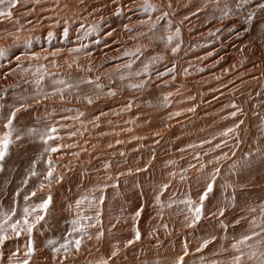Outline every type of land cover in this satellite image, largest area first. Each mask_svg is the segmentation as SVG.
I'll return each instance as SVG.
<instances>
[{"label": "bare ground", "instance_id": "1", "mask_svg": "<svg viewBox=\"0 0 264 264\" xmlns=\"http://www.w3.org/2000/svg\"><path fill=\"white\" fill-rule=\"evenodd\" d=\"M59 1L61 0H53L52 3H50L51 5L49 4L47 7H53L52 11L57 13V11L60 9L58 7L54 8V3ZM144 1L148 2V4H151L154 7H157V9L159 7L160 15L162 17H158L160 24L159 28H161V31H167L169 29L172 30L167 33V35H169L168 38L176 34L177 29H179L178 37H180V40L178 44L173 43L172 45L166 46L164 40L160 42L159 40L152 37V33L147 32V34L145 31L147 27L143 28L144 30H136V27L140 25L141 20L139 21V24L136 23L137 26H135V22L137 19H141L139 18V12L142 9L140 11L137 9L133 10L132 7L135 6L136 8L138 4L144 5V3H146ZM66 4L67 6L64 9L65 11L63 17L68 19L70 23H73L74 30H78L76 27L79 26V29H81L82 26L86 32V42L82 43L81 40L76 41L79 35L80 37L82 36L81 33L75 36V33L74 36L70 35L72 38L69 40L68 45L65 44V48L72 47L75 49L80 47L78 56L79 54L92 53V51H96V54H104V56L106 54L108 55L122 51L126 49L128 44H130L128 42L129 39L132 40L134 36L141 35L142 33L141 39L139 38L141 45L148 44L150 47L152 44V41L150 40H153L158 44V47H154L157 49H146L148 45L146 47L144 46L146 53L140 57H136L137 59L135 58L133 61V64L136 68L147 59L154 58L155 60L158 55L160 57L162 55V57L168 58V61L173 60V67L176 68L174 71L176 72L175 81L177 83H181V85L184 84V88L188 89V93H184V97L180 95L178 98V102H180L179 99L184 102L175 104V106L171 107L170 109H163L164 111L162 112L151 108L152 106L150 107V105L152 104H150L148 111L147 109L144 110L145 114L147 115L145 116L144 114V117H148V115H154L152 118L157 120V123L159 124L158 128L155 127L156 125L152 124V121L151 124L148 123V120H151L148 117V122L142 119L144 121L142 122L145 123V125L148 123L145 126V130H139L135 133L134 131L133 133L130 131L131 133L129 132V136L126 137L127 139L133 140L136 139L135 137L141 139V136L148 138V136H152V132H154V130L163 131L165 135H163V138H161L160 142H158L156 145H149V147L142 145L138 146L137 144L133 145L131 149L132 154H128L126 157L128 160L127 165L129 164L130 167L137 166L140 160L141 162L148 161L147 159H150L148 162L149 164H146L147 167L148 165L156 163V160L157 167L159 165L163 166V164L166 163L169 165L170 161L178 160L179 158H181V160L177 162V164L175 163L174 166H166V169L164 168L165 166H161L165 169V171L162 170V174L160 173L161 176L158 173H156L157 175L153 176L155 172H148V175L146 174L148 178H146V176L141 174L145 171L141 172L140 177H138L141 193L138 188V191L135 189L138 183L135 185L134 180H131L132 182L130 181L127 184H122L127 186L125 188L126 190L123 192V198L126 200L121 199L122 196H115L114 192L116 193L117 191H109L105 187H100V189H98L99 187H97L95 184V186H89L90 184L86 183L82 186L83 177L85 178V174L88 173V170H90L91 167L88 168L89 166H75L73 171L63 175V172L61 173V170L63 171L62 165L61 163H57V161L56 166L53 167V177L50 180L51 184L48 179H45V177L43 178V183L41 184H43V187L46 188V192L52 189L50 191L51 194L54 193V190L59 191H57L53 196L51 195V203L46 214L38 210L37 213H34L35 216L36 214L43 215L44 219L40 221H43L44 223L42 224V227L40 226L41 224L38 226L39 229L36 230V233L33 237L35 241L36 251L34 252L36 256L35 260H32L29 264H58V262L56 263L55 259L49 257L50 255L46 254L45 251H42L41 245L43 241L51 238V236L54 234V229L59 224L64 223L67 220H73L79 221L82 223L81 225H84L86 221L84 218L91 214L95 216V223L98 226L96 234H105L106 232V234H108V236L106 235V240L108 241V244H106L108 246H105L107 247L106 252L109 253L108 256L111 259L114 257L112 255L114 252V249L112 250L114 245L116 246L118 243L122 245L124 242L128 243V241L134 240V236L136 235L137 231L142 236L141 238L144 239L142 242L137 243V245L142 246L140 247V250H142L141 248L144 246L145 248L147 247V250L149 251L148 254L146 250H143L142 253L146 251L145 253L147 254L146 256L140 258V260L137 258L138 256L136 257V255H133L135 256V259L137 258V261L139 260L137 264H172V260H175L176 257H178V259L183 257L182 264L184 261L186 264H191L193 261L195 263V261L197 262L201 260V257L205 256L202 253L207 255V253H210V251L212 253V249L214 250L216 248H219V250L224 248L225 255L223 257L221 256L222 254L220 255L218 252L220 256L218 255L216 258L214 257L215 261L219 259L220 261H218L220 264H233V259L231 258L232 253H236L238 255L239 252L232 248L233 244L231 241L234 240L233 243H236L243 236L252 235L253 232L259 233V235L254 236L252 240H256L258 244L255 245L260 246L261 248L262 244H264V56L262 61H259L257 65H255L253 57H255V53H258L259 56L262 55V51L256 48L254 49V53L253 51H248L246 47L243 51L240 50V47L243 45V43L248 41L245 37H241L240 39L237 38L241 35L239 22L243 21L242 12L248 9L246 8L248 6L246 5V0H66ZM236 5H238L237 8H235ZM34 11V13H40L41 11L44 12L45 9H43V7H38L36 10L34 9ZM131 11L133 12L130 14ZM31 12H33V10H31ZM225 13H227V15ZM152 15L155 16L154 14ZM14 17L15 15L12 18ZM15 18L18 19V17ZM15 18L12 20H15ZM25 20L27 19L23 17V24L26 23ZM263 23L264 15L263 18L261 17L257 27H255L257 32H260V28H262ZM8 24L9 23L6 25L8 26ZM202 24H204V26H202ZM90 28L93 31L89 33L88 31H90ZM35 29L37 30V28ZM35 29L25 31L27 32V38L29 35L36 36V39L32 42V46L28 47L29 49H26L20 43L19 45L15 43V47H18L17 52L19 50H23L24 48L25 53L19 52L20 54H24V56L26 54V56H29V58H32L38 62V64H41L42 62L40 59H46V56H49L48 51L50 50V47L48 45H46L44 48L41 47V41L44 38L42 39L41 37H43V35L40 33V31L37 33ZM62 29L64 28H61V30ZM216 30L220 31V34L215 33ZM157 31L159 30L157 29ZM19 35L17 34L16 37L20 38ZM159 35L161 36V34ZM210 37L211 39H209ZM205 39H207V41ZM137 42L133 44L131 43L129 47H134V44H137ZM217 42H221V44H218ZM53 44L57 46L54 47L55 49L59 47V45L56 43L53 42ZM175 44L177 45L175 46L177 51L175 53V57L172 58V56L170 57L168 54L173 52L172 49L175 48ZM9 45H14V43ZM59 48L62 49L64 47L62 45ZM163 50H166L168 54H163L165 53ZM184 65L193 69V77L190 78L191 80L188 78V80L186 79L185 81H182V78L179 79L183 72L182 69L184 68ZM116 66V63L114 64L113 62L112 65H109L106 68L113 69ZM229 69H233V71L231 70L230 75L227 77L224 75L226 79L214 81L213 84H211L205 90H199V87L201 86L199 85L200 81L213 79V77L222 75V73L227 74ZM75 71L77 70L75 69ZM1 73L3 72L1 71ZM196 74L197 76H194ZM177 88L171 86L164 88L162 87V90H159V93L166 94L170 91H179ZM13 91H8L6 97L12 99L13 95L23 93L22 89L15 90L14 92ZM214 91H218V93L216 92L213 94L214 96L209 97L212 98L210 102H202L201 95H210ZM172 92L170 93L172 94ZM185 97H187L191 102L189 100H187L188 102L183 100L186 99ZM173 99H171L172 102ZM186 112H189V118L187 119L186 115L184 114L182 116L185 118L183 120L181 118V122H178L179 124L174 125L173 121H171V115L173 113L182 114ZM233 112L236 113L235 116L232 115ZM18 123L20 122L15 121L13 127L16 131L17 129H22V123ZM228 129H233V131L225 135L224 133ZM232 132L235 133L236 137L232 138V136H228ZM138 134L141 136L138 137ZM77 136L79 137V135ZM15 140L13 142L17 143V140ZM222 141H227L226 143H228L230 146L225 148L226 143H222ZM231 141L233 142L232 146ZM69 142H71L70 146H73V144L76 143L74 140H69ZM15 143L12 144L16 145ZM77 144L79 150L76 153H78V155H85L83 152V145L86 144V141H79ZM217 145H219V147H217ZM95 147L96 146L93 148ZM197 147H199V150ZM200 147H204L203 150ZM93 148L89 145V147H86L85 149L87 151L89 150L88 152H90L93 151ZM183 148H186L185 151L190 148V153H188L190 154L189 156L192 155L195 157V159L197 158V160L192 164L191 160V162H188L189 157H187V154L183 152ZM146 149H150V152H148L150 155L147 152L145 153ZM184 154L186 155L185 157H187L186 159L188 161H184V157L182 158V155L184 156ZM109 157V155L103 154L100 156V159L107 161ZM116 158L117 157L112 159L114 160ZM124 163L123 160H121L120 162L109 164L114 168L116 166H123ZM57 164H60L61 166ZM217 169L219 172H217ZM56 173L58 177H54ZM136 176H138V174H136ZM213 176H215L214 180L212 179ZM60 177H62V179H60ZM171 179L174 180V183H171ZM135 180L138 182L137 178H135ZM164 182L169 184L167 185V190L165 189L166 186L163 187L165 185ZM208 183L213 184V190L208 194L206 200L204 201L201 219L199 221L193 222V215L188 211V207L184 202L191 200L193 205H199L200 196L205 192ZM84 189H88V191L84 192ZM85 194L87 197L83 199L82 197ZM128 194L134 195H129V197ZM103 196H107L108 199L105 203L101 202V197ZM39 198L29 200L26 203L27 207L32 209V207L34 208V206H36L40 200H44L48 197L40 198V200ZM77 201H80L79 206L77 205ZM4 203L5 202H3V204ZM82 203H85L86 205V209L84 211L78 210ZM151 204V209L153 210L152 212L148 211V209L150 210L149 207ZM1 207L2 206H0V211ZM123 208H132L131 211L133 212L139 208H142L143 212H141L142 216L140 217V223L138 220V230H131V228L126 230V228L123 226L119 227L121 223V225L126 223V226L129 224L127 223L128 221H124L125 218L122 216L124 213ZM221 209H223V215H220ZM1 215L2 213L0 212V220L3 218ZM117 216L120 217V220L118 221L119 223L117 224V229L115 228L116 230L114 232L109 231L108 233V228H106L107 224L105 226L103 222L105 221L109 224L113 222L114 224V219H116ZM134 216H136V214H134ZM121 217L124 218L122 219L124 222H122ZM22 218L23 215L17 216L12 219V222L17 219L22 220ZM28 219L30 221V216ZM133 221L135 220L133 219ZM131 226L132 225L130 224L129 227ZM184 231H186L188 234H185ZM8 236L9 238L0 248V264H21L20 261H23L21 257L20 259L13 260L10 258L12 255H8V252L23 246L24 242L21 241V239H15L14 237L16 236L11 232L10 229L8 231ZM152 236H157L158 238H161L162 241L160 243H155V245L153 243L156 241H154L152 244L150 243L151 245L147 244V240H149ZM96 240L97 239L94 241L96 242ZM24 241H26L25 238ZM207 241V248L205 247L206 249L205 251H202V253H195L193 256L190 253L183 256V251L186 252L187 249L185 246L193 250V247H199L201 242L205 243ZM184 242L187 244L184 245ZM204 243H202V245ZM43 244L44 246L46 245L45 243ZM109 245L112 247H109ZM242 247L243 246L241 245V248ZM22 249L25 248L22 247ZM243 250L246 251L245 253L249 252V248H243ZM41 251L46 255H41L43 258L40 260L38 258L39 256L37 255L40 254ZM125 254L129 256L130 253ZM70 255L72 254L70 253L69 256ZM128 256L127 258L129 259L130 257ZM242 257L244 258V256ZM92 259L93 258H91V260ZM128 259L126 261L123 260L125 264H128ZM130 259L129 261L132 260ZM64 260L66 259H63V261L60 260V262H62L61 264H72L71 262H73L72 260H69V258L67 263ZM78 260L80 261V258H78ZM84 260L86 261V257ZM132 262L136 261L132 260ZM85 263L88 264V262H84V264ZM97 263L100 264V262ZM173 263L177 264L175 262Z\"/></svg>", "mask_w": 264, "mask_h": 264}, {"label": "rangeland", "instance_id": "2", "mask_svg": "<svg viewBox=\"0 0 264 264\" xmlns=\"http://www.w3.org/2000/svg\"><path fill=\"white\" fill-rule=\"evenodd\" d=\"M52 1L53 0H41V1L39 0H31V1L30 0L29 1L28 0H16L14 7H11L9 5V0H5L4 4H0V11L11 13L10 16H0V48L5 50V55L3 57H0V136H2L3 133L6 131V129L4 128V125L7 122L8 117L13 111L16 112V116L13 121V127H14L15 121L20 122L18 124L22 123V129H17V131L15 130L12 136L13 141L15 140L17 135H20L21 139L17 140V143L13 142L16 145H13V144L10 145L8 154L6 155L5 159L3 161H0V206H2L1 211H0L2 213L1 217L3 216V213H8L9 215H11L13 209L15 210V215L12 216V219H14L17 216L23 215V209L27 207L26 203L29 200L38 199L39 197L44 198V197H48L49 195L53 196L57 191H59V190L57 191L54 190V193L51 194L50 191L52 189L46 192V188L44 187L41 188V183H43L42 182L43 178L46 177L45 175H47V172L49 170L48 168L49 160L52 162L54 167L56 166L57 161H58L57 163H61L62 169H63V171L61 170V173L63 172L62 173L63 175L67 174L70 171H73V168L75 166H80V167L89 166L88 168L91 167L90 170H88V173L85 172L87 174H85V178L83 177L82 186L85 185L86 183V184H90L89 186L96 185L97 187H99L98 189H100V187H105L109 191H117L116 193L114 192V195L120 196V197L122 196L121 199L123 200L125 199L123 198V194H124L123 192L124 190H126L125 188L127 186H124L122 184H127L131 180H134L135 185L138 183L135 188L138 191V189L139 190L141 189L139 187L140 183H139V178H138L140 177L141 174L143 176H146V178H148L147 177L148 172L150 173L155 172L153 176L157 175L156 173H158L161 176L162 174L161 172H163L162 170L165 171L166 166L168 167L174 166L175 163L177 164V162L181 160V158H179L178 160L170 161L169 165L168 163H166V164H163V166L159 165L158 167L156 165L157 160L155 161L156 163H153L152 165H148V167L146 164L149 162L150 159H147L148 161H144V162H141L140 160L141 162V163L139 162L140 164L138 163L137 166H131L132 167L131 168L129 164L127 165L128 160L126 157V155L128 154L130 155L132 154L131 149L133 145L137 144L138 146L142 145L145 147L147 146L149 147V145L150 146L156 145L158 144V142H160L161 138H163V135H165L163 131L154 130V132H152L153 134L151 137L148 136V138L147 137L144 138L143 136L138 134V137L141 136V139H138L137 137H135L136 139L134 140L127 139V137L129 136L131 132L133 133L134 131L135 133V132H138L139 130L141 131L145 130V126L148 123L151 124V121H152V124L156 125L155 127L158 128L159 124L157 123V120L152 118L154 115H151V116L148 115V117L151 119V120H148L149 121L148 122L147 121L148 117H144V114H145L144 110L147 109L148 111V109L151 106H152L151 108H154L161 112L164 110L170 109L171 107L175 106V104L182 102V100L180 99H179L180 102H178V98L180 97V95L183 96L184 93L186 94L188 93V89L184 88L185 87L184 84L181 85V83H177L175 81L176 72L174 71L176 68L173 67L174 66L173 60L168 61V58L162 57V55L160 57L158 55V57H156L155 60L154 58L147 59L148 61L147 60L144 61L141 65H139L136 68L133 64L134 59L136 57H140L143 54H145L146 53L145 47L148 45V44L141 45V42H139V38L141 39L142 33L141 35L134 36L132 40L129 39L128 42L130 44L136 43L138 41L137 44H134V47L132 48H130L129 47L130 44H128L126 49L124 50L121 49L122 51L117 50L118 52L113 51L116 53H111L108 55L106 54L105 56L104 54H96L95 53L96 51H92V53L90 52L89 54H81V55L79 54L78 56V53L80 52V47L74 49L72 47L67 46L68 48H65V44L68 45L69 40L72 38L71 36H74L75 33H76L75 36L79 35V33H81V36H82L80 37L79 35L76 41L81 40L82 43L86 42L85 40L86 32L82 28V26H81V29H79L80 26L76 27L78 28L79 31L76 29L74 30L73 23H70L68 19L63 17L64 11H65L64 9L67 6L66 0H61L59 2L54 3L55 4L54 8L58 7L61 10V11L58 10L59 12L57 11V13L52 11L53 7H50V8L47 7L49 6L50 3H52ZM246 2H247L246 5H248L246 8L248 9L245 8L246 10L242 12L243 21L239 22L241 35L237 38L240 39L241 37H245L246 40H248L246 41L247 43L246 42L243 43V45L240 47L241 51H243L245 47L247 48L248 51H253L254 53H255L254 49L256 48L262 51V55L259 56L258 53L257 54L255 53L254 55L255 57H253L254 64L257 65L259 61H262L263 56H264V52H263L264 51V23H263L262 28H260V32H257L255 30L256 29L255 27H257V25L259 24L261 17L263 18L264 0H248V1L246 0ZM237 6L238 5H236L235 8H237ZM38 7L40 8L43 7L45 11L44 12L41 11L40 13H34L35 12L34 9L36 10ZM132 8L133 10L137 9L138 11L142 9L139 12V18L141 19L139 20L137 19V21L135 22V26H137V24L141 22L140 25L137 26L138 28L136 27V30H142L143 28L147 27L145 30L146 33L147 32L152 33V37L159 40L160 42L164 40V43L166 44V46L172 45L173 43L178 44L180 37H178L177 34L172 35L171 36L172 40L169 42V39H168L169 35H167V33L172 30L169 29L167 31H163V30L161 31V28H159L160 24H159L158 17L162 18L160 15L159 7L157 9V7L152 6L146 11L145 3H144V5L138 4L136 8L135 6ZM31 10H33V12H31ZM132 12L133 11H131L130 14ZM152 14H154L156 17L153 16ZM14 15L15 17H18L19 20L16 19L15 17H14L15 20H12L14 19L12 18ZM22 16L27 19L25 20L26 23L24 24L22 23L23 22ZM7 23H9L8 26L6 25ZM202 26H204V24H202ZM35 28H37V30ZM61 28H64V29L61 30ZM32 29H35L37 33L40 31V33L43 35V37L41 38L42 39L44 38L42 41L46 40L44 42L41 41V44H42V45L40 44L41 47L44 48L46 47V45L50 47V50L48 51L49 56H46V59L44 58L40 59V61L42 62L41 64H38V62H36L32 58H29V56H26V54L25 56L24 54L23 55L20 54L21 52L25 53L24 48L23 50H19L17 52L18 47L17 46L15 47V43L17 45H19L20 43L26 49H29L28 47L32 46L33 44L32 42L36 39L35 38L36 36L29 35L27 38V35H26L27 32H25V31H29ZM157 29L159 31H157ZM89 30H90L88 31L89 33L93 31L91 28ZM157 32L161 34V36ZM16 33L18 35L20 34L19 35L20 38L16 37L17 36ZM49 33L52 34L51 37H49ZM215 33L220 34V31L216 30ZM209 39H211V37ZM205 40L207 41V39ZM150 41H152V44L150 46L151 48L148 45L146 49H153L155 46L158 47L157 43H155L153 40H150ZM53 42L59 45V47L63 45L64 48L61 49L58 47L59 49L58 48L55 49L54 47L56 45L53 44ZM12 43H14V45H9ZM217 43L221 44V42H217ZM176 44L174 45V47L177 46ZM154 49H157V48H154ZM163 51H165V53L163 54H168L166 50H163ZM176 51L171 52L168 55H170V57L172 56L173 58L176 55L175 54ZM113 62L114 64L116 63L117 66L113 69H107L106 67L109 65H112ZM168 64L171 66H169ZM145 65H148L147 71H145ZM183 67H184L182 69L183 72L181 74V77L179 75L180 77L179 79L182 78V81L183 80L185 81L187 78L188 79L192 78L193 69H191L190 67L188 68V66L186 65H184ZM75 69L77 71H75ZM231 70L233 71V69H229V71L227 72L228 75L225 73L224 74L222 73V75L215 76L213 77V79H208L206 81H200V82L198 81L199 85H201L199 87V90L201 89L205 90L211 84H213L214 81L226 79V77L230 75ZM1 71L3 73H1ZM224 75H226V77H224ZM41 76H43V79H40ZM172 76H175V77H172ZM194 76H197V74ZM59 81H64V83L60 84L58 83ZM88 81H91V83H89ZM169 86L176 87V88L178 87L177 89H179V91H175V90H174L175 92L170 91L172 92L173 96L170 92H169L170 94L169 93H166V94L159 93L162 90V87L164 88V87H169ZM14 89L15 90L22 89L23 93L13 95L12 99L9 97L7 98L6 97L7 92L10 90L13 91ZM216 92L218 93V91H214L210 95L209 94L201 95L202 102L203 101L206 103L210 102L212 98H209V97L214 96L213 94ZM185 98L186 99H183V100L188 102L187 100L189 99L187 97ZM89 99L92 101L91 103L88 102ZM171 99H173V102L171 101ZM141 110L144 113H142ZM188 113L189 112L182 113V114L180 113L179 114L180 116L177 115V113H175L176 115L173 113L171 115L172 117L171 121H173L174 125L179 124L181 122L180 121L181 118L182 120L185 118L182 115L185 114L187 119L189 118ZM21 114L23 115V117ZM145 116L147 115L145 114ZM142 119L144 121L146 120L148 123L145 125ZM49 128L56 129V132L52 134L55 140L54 139L49 140L48 144L45 145L43 141L41 140L40 136H41V133H44ZM77 135H79L80 138ZM228 136L229 137L232 136V138L236 137L234 132H232ZM68 139L70 141L74 140L76 143L73 144V146H70L71 142H69ZM116 140L119 142H117ZM79 141L80 142L86 141V144L83 145V152L85 153V155H80V154L78 155V153H76L79 150L78 144H77ZM226 142L227 141L225 142L222 141V143H226ZM232 144L233 142L231 141V146ZM89 145L92 146V148L94 146L96 147L93 148V151L88 152L89 150L87 151L85 148L86 147L88 148ZM229 146L230 145L226 143L225 148ZM50 147H57L59 150L55 153L46 152L45 148H50ZM186 148H183L184 150L183 152L187 154V157H189L188 158L189 161L186 159L187 157H185L186 156L185 154L184 156L182 155V158L184 157L183 158L184 161H188V162L192 161L191 162L192 164L193 162L197 160V158L195 159V157L192 155L189 156L190 154L188 153H190V148H188V150L185 151ZM197 148L199 150V147ZM200 148L203 150L204 147H200ZM146 152L147 153L150 152V149H146L145 153ZM102 153L105 155H109L111 158L109 157L107 161H105L104 159H100V156L103 155ZM148 154L150 155V153ZM115 157L117 158L113 160L112 158H115ZM121 160H123V163L125 162L123 166H118V167L116 166L113 168V166L109 164V163H117V162H120ZM57 165H60V164H57ZM161 166L162 167L165 166L164 167L165 169L162 168ZM33 173H35V175H33ZM57 173L54 175V177H58ZM136 174H138V176H136ZM89 176L90 177L94 176V177L90 178ZM135 178L138 179V182H136ZM25 181H27V183H25ZM171 183H174V180L171 179ZM50 184H51V181H50ZM50 184L48 183L49 186ZM167 185L169 184L165 183V185L163 186V187L166 186L165 187L166 190L168 188ZM85 191H88V189L87 190L84 189V192ZM33 193H35V195H32ZM140 193H141V190H140ZM129 195L130 194H128V196ZM133 195L134 194H131L130 196H133ZM26 196L29 197L28 200H25ZM86 197L87 195L85 194L82 198L84 199ZM103 199L104 200H102L101 202H104V203L107 202L108 200L107 196H103ZM42 201L43 200H40L37 204H40ZM3 202L5 203L3 204ZM149 208L150 210L148 209V211L152 212L153 211L151 209L152 204L150 205ZM85 209H86L85 203L84 204L82 203L80 207L78 208V210H82V211H84ZM131 209L123 208L124 213L122 216L125 219L121 217V220L124 219L125 222L128 221L127 222L129 223L128 225L130 226L131 224L132 226L129 227L127 225L128 226L127 227L126 223H123V225H121L122 224L121 223L119 227L123 226L126 228V230L130 228L131 230L132 229L138 230V227H139L138 220L140 223V219H141L140 217L142 216L141 212L143 211H142V208H139L136 211L134 210L135 212L131 211ZM137 211H140V216L138 217L134 216V214H136ZM35 217H36L35 214L31 215L30 221L34 222ZM129 217H131L132 219ZM133 219L135 221H133ZM84 220L86 221L84 225H82L83 232H73V227H74L73 220H69L70 222L67 220L64 223L59 224L54 229V234L52 235L53 237L51 236V238L43 241V243H45L46 245L44 246V244L42 243L41 245L42 251H45L46 254L50 255L49 257L55 259L56 263L58 262V264H61L62 262H60V260L63 261V259H66L64 260L66 261V263L69 260H72L73 261L71 262L72 264H77V263L84 264V262H88V264H92L93 262H94L93 264H99L97 262H100V264H103V263L104 264H108V263L109 264L111 263L112 264H125L124 261L128 259L127 258L128 255L125 253H130L128 257L136 261V262H132V260L129 258L131 261H129L128 259V264H131V263L137 264L140 258L146 256L147 253L149 254L147 247L145 248L143 246V248H141L142 250H140V247L142 246L137 245V243L142 242L144 240L141 238L142 236L140 235V238L138 240L136 239V235H135L134 240H132L131 244L124 242L122 243V245L119 243L116 244V246L114 245V248H112V250L114 249L113 251L116 252V255H115L116 257L114 256L111 259L108 256L109 253L106 252V248H107L106 246H108L107 245L108 241L106 240L108 236V234H106L107 232L102 235L99 233L96 234V231L98 230L97 229L98 226L95 223V216H93L92 214L87 215L84 218ZM119 220H120V217L117 216V218L114 219V224L113 222H111L112 224L111 223L109 224L105 221L103 222L105 226L107 224L106 228H108V233L109 231L114 232L117 229L118 227L117 224L119 223L118 222ZM2 221H3V218L0 220V222ZM124 221L122 220V222ZM43 223H44L43 221H39L38 224L37 223L35 224L36 228L34 227L35 229H33L32 237H31L32 239L36 233V230L39 229L38 226L41 224L40 226L42 227ZM81 224L82 223L80 222L78 226H81ZM23 233H22V236L20 235L19 237L17 236L14 237L17 240L21 239V241L24 242L23 246H20L19 248H16L13 251H9L8 255L10 256L12 255L11 257L10 256L9 257L13 260L20 259V257L22 260L27 258L29 259V263H31L32 260L33 261L35 260L36 254L34 252V254L32 255L33 257L25 256V252L27 250L26 244L28 240V233L27 232L26 233L23 232ZM184 233L188 234L186 233V231H184ZM98 236L99 238H97ZM24 238L26 241H24ZM76 239L81 240V245L78 251L74 247L75 246L74 241ZM95 239H97L96 242L94 241ZM66 240L71 241V243L69 244L68 252H65L64 249L60 248V245L65 243ZM149 240H147V244H150V243L152 244L154 241H156L153 243L154 245L155 243H160L162 241L161 238H158L157 236L155 237L152 236L150 237ZM52 241L55 242L54 245L50 243ZM233 241L234 240L231 241L232 244H233ZM91 243L93 244V246ZM202 243L204 242H201L200 246L198 245L199 247H193L192 248L193 250L185 246L187 248L186 249L187 254H185L184 253L185 251H183V256L188 255L190 253L193 256V254L195 253L197 254L200 252L202 253V251H205L207 246L202 247ZM246 243L248 245H252L253 249L256 248L254 250L257 252L258 255L257 257L250 259L248 256V253H245L246 251L243 250V248L247 249V247L242 245L243 246L242 250L244 252V255H243L244 258L242 257L241 263L260 264V259H262V257L259 256V253L260 251L264 252V244H262L260 248V246L255 245V244H258V242L252 239L247 241ZM186 244L187 243L184 242V245ZM2 245L3 244H0V248L2 247ZM206 245H208V241ZM33 246H34V251H36L34 239H33ZM22 247L25 249H22ZM53 247L59 248L60 250L58 252H53L52 250ZM100 247L103 249H101ZM109 247H112V246L109 245ZM143 250H146L147 253H145L146 251H144L143 253L145 254H143L142 253ZM42 251L40 254L37 255L39 256L38 258L40 260L41 258H43L41 255L44 254ZM218 252L220 255L222 254L221 256L224 257L225 249L223 248L222 250H219V248L218 249L216 248L214 250L212 249V253L210 251V253H207V255L205 253H202L205 256H202L201 260L197 262L195 261V263L193 261L191 264H217V263L220 264L219 259H218L219 261L218 260L215 261V258L219 255ZM68 253L69 254L71 253L72 255L69 256ZM74 254L76 255V257L77 256L79 257L76 258ZM21 255L25 257H22ZM133 255H136V257L138 256L137 258L139 260L137 261V258L135 259V256ZM236 255H237L236 253H232L231 258L233 259V257ZM56 256L59 258H57ZM85 257H86V261L84 260ZM78 258H80V261L78 260ZM91 258L93 259L91 260ZM123 258H126V259H123ZM177 259L178 257H176L175 259L176 261L173 259L174 261L172 260L171 263L172 264H174L173 262L177 263V261L179 260ZM21 262L22 261H20V263ZM183 264H186L185 261L183 262Z\"/></svg>", "mask_w": 264, "mask_h": 264}, {"label": "snow or ice", "instance_id": "3", "mask_svg": "<svg viewBox=\"0 0 264 264\" xmlns=\"http://www.w3.org/2000/svg\"><path fill=\"white\" fill-rule=\"evenodd\" d=\"M5 0H0V4H4ZM16 3V0H9V5L11 7H14ZM152 6L147 4V2L145 3V10L147 11L149 8H151ZM227 15V13H225ZM11 13L10 12H2L0 11V16H10ZM177 35L179 34V29H177ZM51 33H49V37H51ZM169 42L172 40V37L170 36L169 38ZM177 49L173 48L172 51L175 52ZM5 55V50L0 48V57H3ZM19 59V58H17ZM148 69V65H145V71H147ZM40 79H43V76L40 77ZM89 83H91V81H88ZM58 83L63 84L64 81H59ZM99 87V86H98ZM63 98V97H61ZM89 103H91L92 101L89 99L88 101ZM177 115H179V113H177ZM233 116L236 115L235 112L232 113ZM16 116V112L13 111L10 116L7 119V122L4 125V128L6 129V131L3 133L2 136H0V161H3L6 157V155L8 154V150L10 145L13 143L12 140V136H13V132L15 131V129L13 128V121L15 119ZM233 131V129H228L226 130V132L224 133L225 135H227L229 132ZM56 132L55 128H49L47 129L44 133H41V140L43 141V143L45 145L48 144L49 140L54 139L53 137V133ZM21 136L17 135L16 136V140H20ZM217 147H219V145H217ZM59 149L57 147H50V148H45L46 152H51V153H55L57 152ZM53 167L54 165L52 164V162L49 160L48 161V172L47 175L45 177V179H48L49 181L52 179L53 177ZM217 172H219V170L217 169ZM33 175H35V173H33ZM60 179H62V177H60ZM212 179H215V176L212 177ZM25 183H27V181H25ZM43 187V184H41V188ZM213 190V184L212 183H208L207 184V188L205 190V192L200 196V204L199 205H193L191 200L185 201L184 203L187 205L188 207V211L192 213L193 215V222L199 221L202 217V213H203V204L204 201L206 200L208 194ZM32 195H35V193H33ZM29 197H25V200H28ZM103 200V197H101V201ZM51 203V196L49 195L48 198L44 199L39 205H37L36 207L29 209L27 207H25L23 209V218L21 219H17L14 222H12V216L15 215V210L13 209L12 214L9 215L8 213H4L3 214V221L0 222V244H3L8 238V231L9 229L11 230V232L19 237L23 232H27L28 233V240H27V244H26V252H25V256L26 257H31L34 254V246H33V240H32V232L33 229L35 227V224L38 223L40 220L44 219L43 215L40 214H36L35 217V221L34 222H30L29 221V216L33 215L34 213H37V210L39 209V211L43 212V213H47V210L49 208V205ZM80 201H77V205L79 206ZM254 211V209H253ZM140 215V211L136 212V216L138 217ZM220 215H223V209L220 210ZM187 219V217H186ZM80 222L79 221H73V232H83V227L81 226H76L79 225ZM191 226V225H189ZM102 235V233H101ZM259 235V233L253 232L252 235H245L243 236L239 241H237L236 243H233L232 248L234 250H236L237 252H239V255H236L233 257V264H241V260H242V256L244 255V252L241 248V245H244L245 247L249 248V252H248V256L250 259L257 257V252L253 249L252 245H248L246 242L251 240L254 236ZM99 238V236L97 237ZM140 238V233L137 231L136 232V239ZM51 244H55L54 241L50 242ZM71 243V241L66 240L65 243L60 245V248L64 249L65 252H68L69 250V244ZM132 241H128V244H131ZM75 244V248L78 251L81 245V240L80 239H76L74 241ZM207 242H205L203 246H206ZM53 252H58L60 249L53 247ZM185 254H187V252H185ZM113 256L116 255V252L114 251L112 253ZM259 256L262 257V259H260V264H264V252H260ZM183 261V257H180L179 260L177 261V264H182ZM21 264H29V260L28 259H24Z\"/></svg>", "mask_w": 264, "mask_h": 264}]
</instances>
